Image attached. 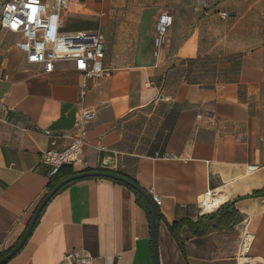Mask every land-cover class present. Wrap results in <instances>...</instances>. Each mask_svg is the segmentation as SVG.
<instances>
[{
  "label": "crops",
  "instance_id": "0c3cea01",
  "mask_svg": "<svg viewBox=\"0 0 264 264\" xmlns=\"http://www.w3.org/2000/svg\"><path fill=\"white\" fill-rule=\"evenodd\" d=\"M263 11L264 0H81L63 14L64 32L103 33L112 73L88 80L85 105L97 116L87 125L85 164L60 176L98 171L109 158L107 169L160 196L157 264H239L248 219L251 264H264V193L255 194L264 191V41L254 42L264 38ZM162 13L173 24L156 58ZM21 39L0 28V255L18 245L50 192L45 131L71 135L83 81L70 61L52 73L28 64ZM68 144L59 139L57 148ZM249 166L258 169L248 174ZM219 188L228 192L220 207H234L240 222H204L203 234L184 225L177 239L172 225L220 208L202 204ZM72 253L85 264H156L151 215L111 179L71 182L7 264H61Z\"/></svg>",
  "mask_w": 264,
  "mask_h": 264
},
{
  "label": "built area",
  "instance_id": "2783aa9c",
  "mask_svg": "<svg viewBox=\"0 0 264 264\" xmlns=\"http://www.w3.org/2000/svg\"><path fill=\"white\" fill-rule=\"evenodd\" d=\"M81 0H0V28L22 37L18 43L19 49L31 65H41L46 73H52L55 65L61 61H70L75 70L83 74L80 90V100L77 103V116L70 136L55 134L46 130L45 134L50 140V149L42 156V164L49 168L53 177L62 167H84V150L87 144V125L97 116V110L85 105L88 80L100 79L110 76L111 69L104 67L105 36L100 31L75 32L63 31V14L72 4ZM227 17V13H222ZM173 19L168 13H162L155 25L154 56L157 58L167 41L168 33L172 27ZM69 144L58 149L59 139L67 138ZM105 149L102 148V151ZM168 158V157H166ZM109 158L100 162V169L110 171ZM257 166H249L247 173L252 174ZM208 194V193H207ZM156 205H162V198L151 195ZM250 219L243 230L240 244L239 264H251L249 257L254 236L249 230ZM88 258H80L75 254H68L61 264H85Z\"/></svg>",
  "mask_w": 264,
  "mask_h": 264
},
{
  "label": "water",
  "instance_id": "95a60500",
  "mask_svg": "<svg viewBox=\"0 0 264 264\" xmlns=\"http://www.w3.org/2000/svg\"><path fill=\"white\" fill-rule=\"evenodd\" d=\"M86 178H108L111 180L119 181V182L131 187L132 189H134L136 192H138L141 196H143L148 201V203L150 204V208H151V228H152V235H153V239H154V255H155V261L157 264L158 263V247H157L156 232H155L157 207L154 204L151 196L148 194V192L146 190L142 189L138 184H136L135 182H133L129 178L123 177L120 174L113 172V171H103V170L79 173L77 175L69 177V178L61 181L60 183H58L44 197V199L41 201V203L39 204V206L35 210L34 215H33L32 219H31V221H30V223L26 229V232H25L23 238L18 243V245L10 253H8L5 257H3V258L0 257V264H7L24 247V245L26 244L30 235L32 234V231H33L43 209L45 208L47 203L51 200V198L54 195L60 189H62L64 186H66L67 184L74 182V181H77V180L86 179Z\"/></svg>",
  "mask_w": 264,
  "mask_h": 264
},
{
  "label": "trees",
  "instance_id": "16d2710c",
  "mask_svg": "<svg viewBox=\"0 0 264 264\" xmlns=\"http://www.w3.org/2000/svg\"><path fill=\"white\" fill-rule=\"evenodd\" d=\"M65 168H71V167H62L58 173L56 175H54L52 178H53V181L51 183V186H50V191L62 180L68 178H62L60 175L61 173L65 170ZM75 175V174H74ZM73 176V175H72ZM114 181L115 183L117 184H120V185H123L125 187H127L128 189H130L131 191H133L136 195V198H137V202L138 203H143V206L144 208L146 209V212L148 213L149 217L151 215V208H150V204L148 203V201L143 197L141 196L138 192H136L134 189H132L131 187L119 182V181H115V180H112ZM264 191H261V192H258V193H255L256 195H260V194H263ZM160 218V214L159 212H157V216H156V221H158ZM241 220V217L239 216V213L238 211L230 206L229 204H224L222 205L214 214L212 215H208V216H204L202 217L197 223H191V222H182V223H176L174 225H172L170 227V230L173 232L174 236L179 239V234H178V231L182 228V226L184 225H189L192 229H194V227L197 229V230H194V232L197 234H203L205 231H206V228H204L203 230H199V227L202 223L204 222H215L214 224H212L215 228H218V229H231L235 224H238ZM208 227V226H206ZM178 229L177 232L175 231V229ZM9 253V252H8ZM8 253H4V254H1L0 257H5Z\"/></svg>",
  "mask_w": 264,
  "mask_h": 264
},
{
  "label": "bare ground",
  "instance_id": "6f19581e",
  "mask_svg": "<svg viewBox=\"0 0 264 264\" xmlns=\"http://www.w3.org/2000/svg\"><path fill=\"white\" fill-rule=\"evenodd\" d=\"M227 198L228 192L225 191V189L219 188L214 191L211 190L205 197H203L202 204L206 210L212 211L219 208Z\"/></svg>",
  "mask_w": 264,
  "mask_h": 264
},
{
  "label": "rangeland",
  "instance_id": "374dc122",
  "mask_svg": "<svg viewBox=\"0 0 264 264\" xmlns=\"http://www.w3.org/2000/svg\"><path fill=\"white\" fill-rule=\"evenodd\" d=\"M258 14H259V17H258V20H259V26H260V28H263L264 27V20H263V18H264V11L263 12H258ZM70 16H72V14H70ZM74 20H70V22L68 23V25H67V27H68V29L69 30H73L75 27V25H74V22H73ZM259 42V43H261L262 41H264V38H262V37H260L259 39H254V42Z\"/></svg>",
  "mask_w": 264,
  "mask_h": 264
}]
</instances>
